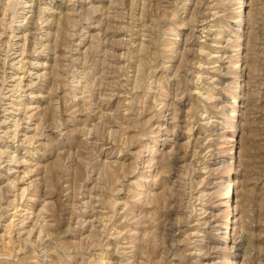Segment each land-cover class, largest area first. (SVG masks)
<instances>
[{
  "label": "rangeland",
  "instance_id": "374dc122",
  "mask_svg": "<svg viewBox=\"0 0 264 264\" xmlns=\"http://www.w3.org/2000/svg\"><path fill=\"white\" fill-rule=\"evenodd\" d=\"M0 264H264V0H0Z\"/></svg>",
  "mask_w": 264,
  "mask_h": 264
}]
</instances>
